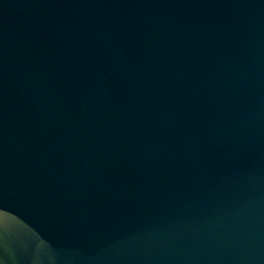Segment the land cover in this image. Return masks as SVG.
I'll use <instances>...</instances> for the list:
<instances>
[{
    "label": "water",
    "instance_id": "obj_1",
    "mask_svg": "<svg viewBox=\"0 0 264 264\" xmlns=\"http://www.w3.org/2000/svg\"><path fill=\"white\" fill-rule=\"evenodd\" d=\"M0 264H264V0H0Z\"/></svg>",
    "mask_w": 264,
    "mask_h": 264
}]
</instances>
